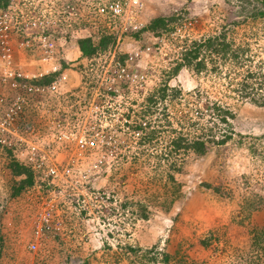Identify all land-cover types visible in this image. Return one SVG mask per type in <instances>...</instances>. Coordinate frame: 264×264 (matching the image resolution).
Listing matches in <instances>:
<instances>
[{"label": "rangeland", "instance_id": "rangeland-1", "mask_svg": "<svg viewBox=\"0 0 264 264\" xmlns=\"http://www.w3.org/2000/svg\"><path fill=\"white\" fill-rule=\"evenodd\" d=\"M104 1L79 0L65 27L70 38L58 44L69 63L78 60L80 38L103 40L96 51L115 50L122 59L137 53L128 65L143 78L123 88L117 109L126 121L108 139L104 170L80 191L55 190L52 230L40 240L35 214L50 205L40 200L43 178L22 164L31 182L25 171L12 174L7 164L15 158L0 146V264H264V106L241 97L233 81L246 69L264 70V20L238 15L237 0H121L119 17L98 13ZM157 17L163 23L150 29ZM220 33L229 45L225 54L200 51L188 64L183 60L193 41ZM238 46L241 63L230 54ZM13 47L18 62L31 57ZM256 91L264 96V86ZM76 94L66 92L61 103L30 101L14 132L49 142L50 117ZM213 104L232 113L226 124ZM222 132L230 135L224 144H209ZM176 135L203 140L205 150L175 149ZM56 152L69 155L68 148ZM125 245L137 251L125 253ZM153 245L169 254L167 263L160 254L152 259Z\"/></svg>", "mask_w": 264, "mask_h": 264}, {"label": "built area", "instance_id": "built-area-1", "mask_svg": "<svg viewBox=\"0 0 264 264\" xmlns=\"http://www.w3.org/2000/svg\"><path fill=\"white\" fill-rule=\"evenodd\" d=\"M78 1L8 0L0 5V146L18 163L42 176L47 190L40 200L48 203L54 201L56 189L66 186L71 192L80 191L106 168V156L112 153L108 139L121 133L116 126L126 121V114L117 112L124 105L123 88L132 82L138 84L143 78L142 73L128 65L137 53L122 59L115 50L99 49L90 55L79 53L76 62H68L58 40L70 38L65 27L76 18ZM97 11L119 17L122 2L105 0ZM13 45L31 51V57L18 62ZM75 91L76 99H71L67 109L60 104L59 114L50 117L49 142L45 136L37 142L14 132V121L30 101L61 103L66 92ZM64 148H68L69 155L59 158L56 151ZM51 203L35 214L33 231L38 239L51 233Z\"/></svg>", "mask_w": 264, "mask_h": 264}, {"label": "trees", "instance_id": "trees-1", "mask_svg": "<svg viewBox=\"0 0 264 264\" xmlns=\"http://www.w3.org/2000/svg\"><path fill=\"white\" fill-rule=\"evenodd\" d=\"M6 0H0V5H4ZM239 7L241 10H239L238 15L244 16L245 18H249L250 20H256L257 18H260L261 20H264V0H237ZM249 7V8H248ZM163 23V18H153L149 22V28L150 29H155L156 27H159ZM224 34L220 33L215 36L207 37L204 40L201 41H193L189 47L185 50L183 53V60L188 64L192 60L197 59L198 54L200 51H204V53L209 54V53H216L217 57L225 54L227 52L226 49L229 48L228 43L225 42L224 40ZM103 40L100 41V44H103ZM100 44L94 45V43L91 41L89 38H80L76 41V46L77 49L80 52V55H90L93 53L97 47H100ZM238 51H243L240 46L237 48H232L231 49V57L235 60V62L238 61ZM239 63L240 58H239ZM197 66H200V63L197 61L196 63ZM239 76L237 75L235 77L234 85H236L235 90L237 93L244 98H247L249 101L253 102L254 104L258 106H264V96L260 95L261 93H257L256 89H261V87L264 86V70L263 69H258V72L252 71L250 69H246L243 74H241L242 78L236 79ZM257 77L258 80L254 83L249 82L251 78ZM255 94H253V92ZM258 97H255V96ZM213 109L219 114L220 116V121L223 122V124H226V121L228 118L232 117V113L230 110L227 108H224L222 106H218V104H213ZM215 107V108H214ZM192 126V124H190ZM210 131V129H209ZM228 131H231L228 129ZM223 134L221 135L220 138H215V136H210L209 144L212 145H220L224 144L226 140L230 137V135L225 134V132H222ZM230 134V133H229ZM180 135V134H179ZM172 146H175V149L179 147H183L184 149L186 148H193L195 151H200L199 153H202L205 150V142L203 140H195L193 142L188 141L186 137L183 136H178L176 135L171 139ZM208 144V145H209ZM9 167V170L12 172V174H22V171L24 172L25 175V181L30 183L31 182V177L29 173H27V170L19 163L15 162L12 160L11 162L7 164ZM172 178V177H171ZM141 205V204H140ZM140 218H145L146 214H141L139 216ZM156 246H151L150 250L153 251L155 250ZM125 253L130 251V252H136L137 249H134L131 246L125 245L124 246ZM155 253L152 256V259H156V255L160 254L161 260L164 263H167L169 259V254L165 252H158L154 251Z\"/></svg>", "mask_w": 264, "mask_h": 264}]
</instances>
